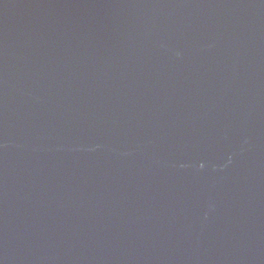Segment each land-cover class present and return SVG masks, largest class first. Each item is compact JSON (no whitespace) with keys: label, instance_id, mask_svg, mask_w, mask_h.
<instances>
[{"label":"water","instance_id":"1","mask_svg":"<svg viewBox=\"0 0 264 264\" xmlns=\"http://www.w3.org/2000/svg\"><path fill=\"white\" fill-rule=\"evenodd\" d=\"M0 264H264V0H0Z\"/></svg>","mask_w":264,"mask_h":264}]
</instances>
